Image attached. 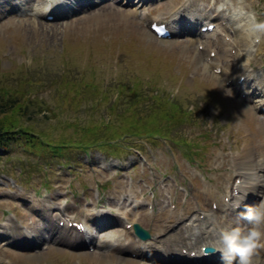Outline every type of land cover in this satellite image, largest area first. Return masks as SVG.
I'll return each instance as SVG.
<instances>
[{
    "label": "rangeland",
    "instance_id": "374dc122",
    "mask_svg": "<svg viewBox=\"0 0 264 264\" xmlns=\"http://www.w3.org/2000/svg\"><path fill=\"white\" fill-rule=\"evenodd\" d=\"M89 1L86 7L88 0L79 6L78 0H0V110H6L0 120L14 119L10 125L44 139L0 146V264H187L177 257L147 259L144 252L154 255L147 248L115 247L133 242L141 250L134 223L151 233L147 243L172 234L178 223L171 218L162 219L167 231L156 230L155 200L169 212L182 215L191 207L188 216L210 219L192 221L196 228L211 230L215 219L228 228L226 217L235 216L225 210L235 205L241 213L252 202L238 208L235 187L244 180L264 183V36L257 40L248 30L253 19L264 21V0H135L132 7L130 0ZM104 1L138 10L135 25L131 16L119 21L130 35L118 37L117 24L97 12ZM204 14L225 22L227 32L218 25L206 36L193 32L191 16ZM152 21L167 22L172 37L150 34ZM241 35L249 36L248 46H238ZM239 65L247 66L245 75ZM206 188L215 197L196 201ZM262 195L264 185L253 205ZM115 196L125 198L126 207L110 202ZM102 199L106 205L97 207ZM39 202L53 207L48 215ZM52 217L70 229L74 242L49 239ZM91 217L114 225L99 230ZM35 224L44 241L34 237ZM13 228L29 237H12ZM93 233H99L94 242ZM106 238L114 248L99 245ZM206 241L193 264L215 255L208 264H222L217 251L204 252L216 247ZM182 253L196 257L197 250Z\"/></svg>",
    "mask_w": 264,
    "mask_h": 264
},
{
    "label": "bare ground",
    "instance_id": "6f19581e",
    "mask_svg": "<svg viewBox=\"0 0 264 264\" xmlns=\"http://www.w3.org/2000/svg\"><path fill=\"white\" fill-rule=\"evenodd\" d=\"M32 1L33 0H26V2L29 5L32 4ZM86 1L87 0H83V1L78 0V2H76V5L79 6V4H78L79 2L85 3ZM146 1H148V0H139V1H137V3L138 4H145ZM215 1L219 2V0H215ZM108 2H110V1H106V2L104 1V3L102 2V5L97 10V12H103L102 13L103 16L107 17L109 20H111L112 22L117 24L115 30H116V33H117L116 35L118 37H123V36L130 35L120 25L121 23L119 21H120V19H125L128 16H131V19L128 22H130L132 25H135V22H137V17H138V14H139L138 10L137 9H135V10L132 9L129 12V11L125 10L124 8H118V7L115 8V7H113L111 5V3H108ZM88 3L89 4L86 5V7L91 5V2L89 0H88ZM135 3H136L135 0H130L129 1V6H131V7L132 6H136ZM73 7H74V5H73ZM108 10H110V11H108ZM117 10L119 11V16H117L116 18H113L112 17L113 16L112 12L117 11ZM83 11L87 12L85 8L83 9ZM39 12L40 11H38L37 13H39ZM50 12H53V9H51ZM46 13H47V11L43 10L40 14L44 15ZM191 19L193 20L192 23H193V25L195 27L193 29V32L196 31L199 35H205V36L210 34V33H203V32H201V30L199 28L197 30V27H198L199 23L203 22L204 20H210V22H217V20L215 21L214 17L213 18L211 17V18L208 19L206 14H204V16H199V15L195 16V15H193V16H191ZM222 19H224V17H221L220 20H222ZM188 21H190V20L188 19ZM28 22L41 23V24L45 25L46 27H49V26L55 27L57 25V24H54V23H51L50 25L49 24H44V23H42L40 21H37L36 19H29ZM204 25L205 24H202L201 27L204 26ZM218 25L224 32H227V29H229V28L226 27V24L224 22H219ZM183 30H185V29H183ZM177 32H179V31H176V33H175L176 35H178ZM180 32H183V31H180ZM213 32H216V30L213 31ZM150 34L155 35L154 32L151 30V28H150ZM163 40L164 39H162V41ZM249 42H250L249 36L241 35L240 39H239V42H238V46H243V45L244 46L245 45L248 46ZM219 50H221L220 46H218V51ZM198 53H200V52L198 51ZM201 54L204 56L205 55V51H201ZM207 55L209 56V52H208ZM237 69L243 70L244 72H243L242 75H245L246 74L245 72L247 71V66L243 67V66L239 65V67H237ZM232 76L234 77L235 74L230 75L229 77H232ZM247 80H248V74H247L246 81ZM260 91H262L264 93V89L260 88ZM241 165H244V164H240V166H239V170L242 171L241 176H245L246 172L243 171V167ZM256 165L258 166V169L263 170V169H261L263 166H261L260 164H256ZM229 178H230L229 180H232L233 174L230 175ZM248 179H251V177H248ZM263 185H264V183L261 182V178L259 180H257V181L251 182L249 185H247L246 180H245V183L241 184V186H240L241 189L239 188L240 189V193L242 194V196H240L238 198V203L240 205H243V201L246 200V199H244L246 194L249 193V192H252L251 194L247 195L248 199L246 200V201L250 200L252 202L246 204L245 206L253 205V203L258 200V190L260 188H262ZM207 189L208 188H206V190L204 192H199L196 195V201L207 200V199H210L211 197H215L214 193L211 192V191L210 192L207 191ZM133 197L136 200H138V196L137 195H134ZM120 200H122V202L119 204V206L122 207V208L126 207L125 202H124L125 198L120 199L119 197L115 196L112 199H110V202L115 203V202H118ZM234 201H235V199H234ZM225 204H226L225 202L222 203V208H223V205L226 207ZM38 205H39L38 208L40 210H42L45 215H48V210L53 208L52 206H50V207L45 206L41 202H39ZM105 205H106V202L103 199L100 200L96 204L97 207H104ZM127 205H129V204H127ZM154 205H155L154 206V213H153L154 216L161 215V216H157L156 225H155L156 230L160 231V232L167 231L166 230L167 226L164 225L162 219H163V217H166V219L171 218V219H173V220H171V222L174 223V225H175V223H178V224H176L177 227L175 229L170 230V233H172V234L168 235V237H166L165 236L166 234H165L164 236L161 235L159 238H155L154 241H152L154 243V245H152V246L146 245V244H151L152 242H149V243H147V241L138 242L137 245L138 244H144V246L141 248V250L134 249V243L133 242L129 243L126 247H125V244L120 243L115 248H118L120 250L130 251L131 253H133V252H142L143 248H147V249L153 250V252H154L153 256H151V255L149 256L148 253L144 252L143 254H145V257L147 259L150 258L151 260L153 259L156 262L162 263L163 261H165V259L167 260L169 257H173V258L177 257V258H182L181 262H186L187 264H193V263H195V259H191L192 258L191 255H187L186 256V255L182 254V250L184 248H186L187 250H195L196 249L197 250L196 254L198 255L196 258L198 259V257L201 256V251H202V248L200 247V244H203V245L209 244V242H206V239L208 237L211 239L210 242L213 243L214 246H216V247L220 246L219 243L216 241V236H217L216 233L219 234L218 231H219L220 227L223 226V225H221L219 223L217 224L216 223L217 222L216 219L214 221H212L211 224L215 223L217 228L213 227V229H211V230L207 229L209 227L204 229V226L196 228V227H194V223L195 222H197V221L201 222V223H199V225H203L204 223H208L210 221V219L208 218L207 220H201L199 217L193 219V217L196 216V214H193V213H192V217L188 216L192 212V208L191 207H188L186 210L183 211L182 215H179L180 213L169 212L168 209H166V207L164 205L159 207L160 203H159L158 200L154 201ZM245 206H244V209H245ZM36 207H37V205L33 204L32 208H36ZM155 207L159 208V212L155 211ZM219 208H220V206H219ZM227 209L228 210H225V211L228 213V216L229 215L232 216V217L235 216L234 218L226 217L225 221H227V224L230 227L237 226V225L243 226L245 224L244 221L239 219L240 211L236 210L234 205H232L231 207H228ZM54 216H57V215H54ZM128 218H129V215H128ZM174 218L175 219L178 218L179 220H175ZM186 218H189V220L186 222L189 225L186 224L185 226H180L181 222L184 223V220ZM89 221L92 222V223H95V224L97 223L98 225L97 224L96 225H97V227L99 226V230L100 229L105 230L108 227L114 225L113 223L109 224L111 222L110 221L109 223H105L104 225L101 226L97 222L96 217H91L88 220V222ZM117 221L120 222V219H118ZM192 221L194 223H192ZM191 224H193V226ZM171 226H172V224H171ZM171 226H169V227L171 228ZM34 227H35V230H36V232L34 234V237L38 238L40 236L41 240L44 241L45 238L43 237V233H42L41 228L37 224H35ZM47 227H48V230L50 231L49 239H54L56 241L66 242V243L74 242L73 241L74 238L72 236H69L70 229L67 226L66 227H61L58 223H56L54 221L53 217L50 219V221L47 222ZM10 232L12 233V237H19V236L29 237V235H27L26 233L21 234L20 230H18L17 228L10 229ZM7 233H8V231L6 232V234ZM186 234H189L190 236L187 238ZM195 235H196V237H195ZM98 237H99V233H93L91 235L92 242L97 240ZM191 239H193L194 241H192ZM112 240H113L112 238L111 239L110 238L109 239L106 238V239L102 240L99 243V245H101L102 247H110V248L113 247L114 248V243L112 242ZM179 247H182V248H180L181 249L180 251H177V249ZM258 253L262 254V256H258L257 255L258 264H264V249L259 250ZM99 255L101 256V255H111V254H107L106 252H102L101 251ZM260 257H262V258H260ZM218 258L221 259V256L219 255ZM216 259H217V257L215 255L214 258L212 257L210 260L203 261L201 263L202 264H208V263H211V262L215 263Z\"/></svg>",
    "mask_w": 264,
    "mask_h": 264
},
{
    "label": "clouds",
    "instance_id": "9594fccd",
    "mask_svg": "<svg viewBox=\"0 0 264 264\" xmlns=\"http://www.w3.org/2000/svg\"><path fill=\"white\" fill-rule=\"evenodd\" d=\"M248 30L259 40L264 36V21L253 19ZM239 219L245 222L243 226L220 229V246L214 250L220 253L222 264H258V251L264 249V198L255 205L245 206Z\"/></svg>",
    "mask_w": 264,
    "mask_h": 264
},
{
    "label": "trees",
    "instance_id": "16d2710c",
    "mask_svg": "<svg viewBox=\"0 0 264 264\" xmlns=\"http://www.w3.org/2000/svg\"><path fill=\"white\" fill-rule=\"evenodd\" d=\"M134 109H132L131 111H133ZM6 110H0V114H4ZM14 119H10L4 122V120H0V144L1 145H6L9 146L14 139H20L22 134H26V135H30L32 137L35 136L36 133H34L33 131H31L28 128L25 127H19L18 129L15 128V126L10 125V123L13 121ZM112 141V140H111ZM95 143V142H94ZM112 142L108 143L109 147H112Z\"/></svg>",
    "mask_w": 264,
    "mask_h": 264
},
{
    "label": "water",
    "instance_id": "95a60500",
    "mask_svg": "<svg viewBox=\"0 0 264 264\" xmlns=\"http://www.w3.org/2000/svg\"><path fill=\"white\" fill-rule=\"evenodd\" d=\"M135 230L141 238L146 239L150 237L148 231L144 230L139 224H135Z\"/></svg>",
    "mask_w": 264,
    "mask_h": 264
}]
</instances>
